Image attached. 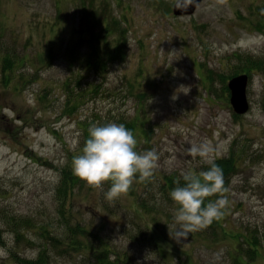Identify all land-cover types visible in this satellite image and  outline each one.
I'll return each instance as SVG.
<instances>
[{
  "label": "rangeland",
  "instance_id": "obj_1",
  "mask_svg": "<svg viewBox=\"0 0 264 264\" xmlns=\"http://www.w3.org/2000/svg\"><path fill=\"white\" fill-rule=\"evenodd\" d=\"M177 3L0 0V212L19 219L0 215V264H264V67L246 71V113L227 86L237 53L264 64V0ZM109 122L157 151L154 176L114 204L110 184L58 189L89 127ZM204 143L235 161L230 206L176 240L166 180L207 171L188 152Z\"/></svg>",
  "mask_w": 264,
  "mask_h": 264
},
{
  "label": "clouds",
  "instance_id": "obj_2",
  "mask_svg": "<svg viewBox=\"0 0 264 264\" xmlns=\"http://www.w3.org/2000/svg\"><path fill=\"white\" fill-rule=\"evenodd\" d=\"M192 2L185 0V6ZM219 3L226 4L227 0H219ZM137 144L133 132L122 123H94L88 129V139L80 154L72 160V172L86 187L95 190L102 191L105 184H110L105 196L114 204L128 194L137 177L141 182L149 181L159 166L157 151L139 152ZM188 152L205 159L210 167L198 174L186 171L183 173L185 183H177L170 192L177 206L173 216L176 240H186L189 234L207 229L214 221L222 219L230 206L223 170L209 159L211 146L207 143L192 145ZM214 195L218 197L215 201L208 199ZM247 242L249 245V240Z\"/></svg>",
  "mask_w": 264,
  "mask_h": 264
},
{
  "label": "trees",
  "instance_id": "obj_3",
  "mask_svg": "<svg viewBox=\"0 0 264 264\" xmlns=\"http://www.w3.org/2000/svg\"><path fill=\"white\" fill-rule=\"evenodd\" d=\"M5 49V48H4ZM236 57H237V62L240 64L239 65V72H236L234 74V76H237V75H242V74H246V71L247 72H250V70L252 69H255V68H263L264 67V64L263 63H259L257 61V59H253L251 57V55L249 54H236ZM12 57L11 55H7L5 57V60H4V63L7 64V67L3 68V69H7L8 67H10V65L12 64ZM247 75V74H246ZM233 76V77H234ZM226 159V160H224ZM224 159H218L216 158V164L219 165L222 170H223V175H224V178H226V176H228L230 173H232L234 170L236 171V167L235 169L233 167L235 161H233V159L230 157V156H227V158H224ZM210 167V166H209ZM209 167H207L205 170H208ZM61 184L60 186L58 187V189H61L62 187H70V188H74L75 186H77L78 182H79V179L74 175H68V173L66 174H61ZM177 183H179L180 185L183 183H185V181L182 179H176L175 176L174 177H169L167 178L166 180V186L169 187L170 190H172L174 187L177 186ZM218 197L217 196H212L210 198H208L209 200H212V201H215ZM207 202V201H206ZM0 215H1V218H2V221L8 223L9 225L11 223H14V222H17L19 221V219H11L9 218L7 215L4 214V212H0ZM224 220V217L218 221H214L207 229L205 230H214L216 228H219V226H221V221ZM39 258L36 260V261H32L33 264H44V262L42 261L43 257L42 255H39L38 256ZM24 260H22L23 262Z\"/></svg>",
  "mask_w": 264,
  "mask_h": 264
},
{
  "label": "water",
  "instance_id": "obj_4",
  "mask_svg": "<svg viewBox=\"0 0 264 264\" xmlns=\"http://www.w3.org/2000/svg\"><path fill=\"white\" fill-rule=\"evenodd\" d=\"M177 2V11H174V13H176V15H188L191 14L203 0H193L188 6H185V0H177ZM247 83L248 75L246 74L234 76L227 83L230 105L235 114L242 115L249 109L246 96Z\"/></svg>",
  "mask_w": 264,
  "mask_h": 264
}]
</instances>
